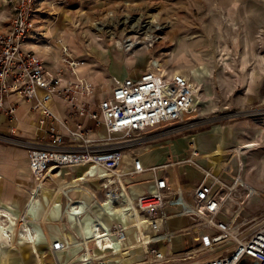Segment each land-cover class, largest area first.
Instances as JSON below:
<instances>
[{
    "label": "built area",
    "instance_id": "obj_1",
    "mask_svg": "<svg viewBox=\"0 0 264 264\" xmlns=\"http://www.w3.org/2000/svg\"><path fill=\"white\" fill-rule=\"evenodd\" d=\"M4 2L12 18L9 28L0 31V114L8 121L9 135L0 138L28 150V201L40 199L47 182L56 184L67 169H84L73 178L86 187L91 183L98 187L91 186L92 198L83 209L80 198H67L68 186L58 190L67 201L64 211L69 202L75 207L74 219L93 218L87 235L41 243L55 264H112L117 251H125L132 231L140 233L139 243L152 248L154 264L175 263L174 253L160 247L171 244L184 230L172 222L185 218L198 230L193 249L182 258L192 262L183 264H264V224L244 235L220 217L227 200L225 190L233 192L236 187L204 169L197 148L179 162L204 171L190 197L171 184L172 161L147 166L136 152L168 135L173 130L167 127L180 123L192 111L198 90L190 79L181 73H163L155 62L139 76H112L109 90L98 92L83 74L85 60L73 56L68 48L62 51L60 65L51 69L26 46L42 34L37 32L41 0ZM16 98L29 103L37 115L30 138L18 136ZM73 246L83 247L80 257L61 263L57 256ZM209 253L218 254L200 259Z\"/></svg>",
    "mask_w": 264,
    "mask_h": 264
},
{
    "label": "rangeland",
    "instance_id": "obj_2",
    "mask_svg": "<svg viewBox=\"0 0 264 264\" xmlns=\"http://www.w3.org/2000/svg\"><path fill=\"white\" fill-rule=\"evenodd\" d=\"M115 1L41 0L37 32L42 34L32 40L34 47L40 49L38 54L53 67L68 48L73 56L85 60L83 74L98 92L109 90L112 76L141 74L152 69L155 62L164 73L188 77L198 90L190 118L185 115L180 123L167 127L172 132L136 152L144 161H151L150 165L172 161L169 176L190 197L204 171L179 162L190 157L192 148H197L201 166L230 187H236L233 192L225 190L227 200L220 217L242 234L250 235L264 224V0H123V4L117 5ZM147 36L154 37L149 48L143 43ZM127 40L141 43L131 50L115 47L117 41L124 44ZM249 144L255 146L241 149ZM216 150L221 155L208 158ZM167 152L171 154L167 156ZM211 161L216 162V168ZM84 171L67 169L56 184L47 182L44 191L50 190L49 197L63 205L58 216H48V221L43 222L48 210L44 197L35 220L27 211L18 214L19 218L14 215L11 241L0 237V264H4L7 250L12 253L7 255L10 260L5 264H55L54 257L41 243L80 237L81 230L74 227V221L64 211L65 196L52 191L60 190L59 185ZM92 185L98 189L94 183L87 188ZM251 187L256 193L248 197ZM24 217L44 239L37 244L41 262L17 248L27 244L18 239ZM172 223L184 230L177 233L171 244L160 248L174 253L177 262L172 264L192 262L182 258L193 249L198 228L192 227L187 218ZM151 249L144 251L140 247L132 260L121 264H154ZM82 252L83 247L73 246L57 257L61 263H69ZM216 254L199 257L211 258Z\"/></svg>",
    "mask_w": 264,
    "mask_h": 264
},
{
    "label": "crops",
    "instance_id": "obj_3",
    "mask_svg": "<svg viewBox=\"0 0 264 264\" xmlns=\"http://www.w3.org/2000/svg\"><path fill=\"white\" fill-rule=\"evenodd\" d=\"M138 2L146 3L144 0H137ZM163 0H156V2H161ZM113 4V3H111ZM117 4H123V0H116L115 5ZM12 18V10L6 6L4 0H0V31L7 30L10 25V21ZM34 42L29 41L26 46L28 48L34 49L37 53L40 52V49H37L38 47H34ZM61 58L58 61V65L56 66H48L51 69H55L57 66L61 63ZM128 75H134L139 76L140 74H127L124 76H118V77H125ZM18 102V122H17V129H18V136L19 137H27L30 138L34 135L35 128H36V121H37V115L33 114L31 112V106L26 101H23L21 98H16ZM63 106L60 108L62 110ZM88 124H92L91 121L85 120ZM8 121L6 117L3 114H0V135H9L8 130ZM217 149V148H216ZM166 152H163L165 154ZM167 156L171 154V152H167ZM142 157V156H141ZM143 159V157H142ZM144 161V159H143ZM154 162V160H152ZM145 165H150L151 161H144ZM162 164V163H161ZM159 165V164H155ZM178 182L179 178H177ZM170 182L173 186L177 182L172 181L170 178ZM29 185V165H28V150L25 147H22L19 144L5 142L0 138V215L3 218L4 216L2 213L8 212V214L12 215L13 219H16L14 215H16L18 218V214H23L26 211L27 205L29 203V198L26 194L25 188ZM47 190V189H46ZM44 191V204L48 205V210L43 215V222L48 221V216L54 215L55 217L58 216L59 210H53L49 206V200L52 201V203H56L57 199L54 197H49L48 194H50L49 191ZM194 191V189H193ZM47 193V194H45ZM52 193H54L52 191ZM57 192L56 194H58ZM78 194L79 197H81V194L79 195L78 192H74ZM189 193V192H187ZM58 202V201H57ZM51 203V204H52ZM35 220V213L34 211L30 210V217L32 219V216ZM14 216V217H13ZM5 219V217H4ZM73 219L71 218V221ZM89 220V219H88ZM183 220V219H182ZM7 221V220H6ZM3 221L2 225H6L8 221ZM74 221V220H73ZM27 224V221L24 222ZM38 223V220H37ZM74 227L78 228L75 221H74ZM9 228L11 229L13 225V221H10L8 224ZM87 225V224H86ZM88 227V225H87ZM131 235H129L130 238ZM3 239V238H1ZM43 238H41V235H39V239H36L37 244H39ZM46 240V239H45ZM60 240V239H58ZM57 241V240H55ZM54 242V241H53ZM18 248V247H17ZM19 251H22L18 249ZM12 253V252H11ZM10 253V254H11ZM6 254L4 253L3 257L6 258ZM8 258V257H7ZM5 264V261H4Z\"/></svg>",
    "mask_w": 264,
    "mask_h": 264
},
{
    "label": "bare ground",
    "instance_id": "obj_4",
    "mask_svg": "<svg viewBox=\"0 0 264 264\" xmlns=\"http://www.w3.org/2000/svg\"><path fill=\"white\" fill-rule=\"evenodd\" d=\"M151 23H154L151 21ZM153 38L154 37H151V36H147L145 39L146 41L144 40L143 43L146 47L149 48V46H151L154 41H153ZM141 42L138 41V40H135V41H132V40H127V42H125L124 44L120 41H117V45L115 47L117 48H120L122 50H131L133 49L136 45H139ZM158 68L161 72H163L162 68L160 67V65L158 64ZM166 72V71H165ZM164 73V72H163ZM196 104V103H195ZM194 104V106H195ZM193 106V108H194ZM194 110L190 111L186 116L188 117ZM190 118V117H188ZM253 146H255L254 144H249V145H244L243 147H241V149H247V148H252ZM239 149H237L238 151ZM239 152V151H238ZM238 154V153H237ZM221 155V152L220 150H216L215 153L211 156H209L208 158H215V157H218ZM213 166L216 168L217 167V164L216 162L214 161H211ZM239 181V180H238ZM238 183V182H237ZM87 185V184H86ZM62 189L64 188V186H68V190L65 192V194L67 195V198L68 199H73L75 197L77 198H80L81 201H82V204L81 205V209H83L84 207V203L89 201V199L92 198V193L90 192L89 188H87L85 185H84V182L80 181L79 179H75V178H72L71 181H69L68 183H64V185H59ZM59 189L55 190L56 192L54 193H57ZM74 192H78L79 195L81 194V197L78 196H72ZM254 193H256L255 189L251 187V191H250V194L248 195V197H250L251 195H253ZM44 196L42 195L41 198H43ZM41 198L40 199H36V200H32V203H30L31 201H29L28 205H27V208H26V211L27 213L29 212V215H30V210L34 211L35 215L34 217L37 216L38 212H39V207L41 206ZM59 203V204H58ZM68 207L66 206V214H68L69 216H71L72 212L75 211V207H74V204L73 203H69L68 202ZM49 206L51 207V209L53 210H60V201L59 202H56V203H50ZM25 211V212H26ZM2 215L5 217L2 218L1 215H0V237L2 236L3 238H7L8 240L11 241V235L10 234V228L8 225H2L3 221L7 220V221H12V215L7 214L6 213H2ZM32 216V214H31ZM14 217V216H13ZM71 218H73V220L75 221L77 227L81 230L82 233H86V235L88 233H90L91 229H90V225L92 223V216H87L85 217L84 219H81V220H78V219H74L73 216H71ZM61 219V218H60ZM89 219V220H88ZM32 220H34L33 216H32ZM32 220H29V221H32ZM141 219L139 218L138 216V220H137V224L140 225L141 224ZM26 221L25 217L22 219V228L23 230L21 231L20 235H19V238L18 239H21L22 241L23 240H26L27 244L26 245H20V247H18V249L22 250V251H27L28 254H30L34 259H36L38 262H41L42 261V258H41V255L40 253L38 252V248H37V242H36V239H39V232L38 230L36 229H32L28 224H25L24 222ZM9 223V222H8ZM7 223V224H8ZM88 227H87V225ZM24 227L26 229V232L24 230ZM35 233V235L33 234ZM134 235H131L130 238H129V241L130 243H128V246L125 248V251H122L121 250H118L117 253H119V251L121 252L120 254H115L112 258V263L114 264H121V261H130L133 259V254L136 253L137 249H139L141 247L142 250L146 251L147 250V244H144V243H139L138 242V239L140 238V233L139 232H134L133 233ZM135 237V238H134ZM17 239V240H18ZM135 239V241H134ZM8 241V242H10ZM17 242H15V246L17 247L16 245ZM99 245L101 246V248H104V244L103 242L99 241L98 242ZM90 244L88 243V246ZM1 247V245H0ZM1 250V249H0ZM148 251V250H147ZM138 252V251H137ZM5 253H11L10 250H7L5 251ZM9 254H6L9 255ZM54 259V258H53ZM10 258H5L4 261H9ZM55 261V260H54ZM130 263V262H129Z\"/></svg>",
    "mask_w": 264,
    "mask_h": 264
}]
</instances>
